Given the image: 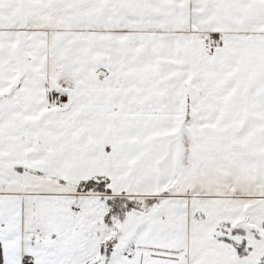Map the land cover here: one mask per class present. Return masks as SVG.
I'll use <instances>...</instances> for the list:
<instances>
[{
  "label": "crops",
  "instance_id": "0c3cea01",
  "mask_svg": "<svg viewBox=\"0 0 264 264\" xmlns=\"http://www.w3.org/2000/svg\"><path fill=\"white\" fill-rule=\"evenodd\" d=\"M93 196L141 203L126 264H264V0H0V264L101 259Z\"/></svg>",
  "mask_w": 264,
  "mask_h": 264
},
{
  "label": "rangeland",
  "instance_id": "374dc122",
  "mask_svg": "<svg viewBox=\"0 0 264 264\" xmlns=\"http://www.w3.org/2000/svg\"><path fill=\"white\" fill-rule=\"evenodd\" d=\"M209 37H211V34H209L208 36H205V37L204 36H201V35L198 36V34H197V36L195 35V46L193 47L194 51H196V52L197 51L202 52L201 54H203L205 57H206V55H209L210 52L212 51L213 47L215 46L214 45L212 47V45L207 44V40L209 39ZM255 38H256V36L253 35L252 36V39H255ZM196 52H195L194 58L196 57ZM65 92H66V94L68 96L67 90ZM65 106L66 105H64L63 107H65ZM46 183H47V186H46L47 188H45V190L53 189L52 187H56L53 190H57V187L58 186H53L52 183H48V182H46ZM8 189H10V188H8ZM15 190H17V188ZM35 199H37V198H34L33 199L34 202L37 204L38 202L35 201ZM50 199H53V198H50ZM83 199L84 200L85 199L89 200V203L86 202V204L88 206L90 204L91 205H95L94 206L95 208L93 207V214H92L93 219L102 220V218H104V219H107V217L110 218L108 216L109 206L105 203L106 198H103V197L101 198V197H97V196H93V197H89V198H85V197L77 198L76 199V203H75V201H72L73 204L72 203H69V206L67 208L68 212L71 213L70 207L72 205H74V204L77 205L78 207L81 206V203H82ZM33 200H32V197H27L26 198L25 204H26V207L27 208H28V205L33 202ZM90 201H91V203H90ZM129 201H132V200H129ZM136 202L137 203H136L135 208H138V207L140 208V206H137V205L138 204L141 205V203L138 202V201H136ZM214 203H217V202L212 201V200H207V201L204 202L206 212H207V210H209L211 212V213L208 212L206 214L208 216V219L207 220H209V217L212 218L211 221L212 220L218 221V220H221L222 218H226L225 216L222 215L223 214V210L216 211L217 209H211L212 207H216L217 206V204H214ZM212 204H214V205H212ZM86 209L88 211V208L87 207H86ZM28 214H29L30 217H33L34 212H32L31 209L30 210L28 209ZM126 214H129V215L126 217ZM126 214H125V216H124L123 219H120V221H124V222L118 221L117 220L118 219L117 217L110 218L111 220H117L116 222L117 223H120L122 225V227H119V228L114 227L112 230H110L112 232V235H113L114 239L108 240L109 246H110V251H108V252H109V255H111V260L112 259H115V262L114 263L118 262V264H126L127 263L126 259L123 258V256H122L123 255V252L126 250L127 244L126 243H123L121 241H117L115 239L116 238H120L122 236H125L126 233H128V232L132 233V231L136 227H138L141 224H144V219L143 218H142V221L138 220V217L139 216H137V214H139V213L136 210L134 212L132 211L131 213L129 211ZM212 214H216V215L221 216V217L219 219L216 216L213 218ZM36 223H38V222L36 221ZM131 224H133V228L131 227ZM123 225H125V226H123ZM223 225H227V224L226 223H223ZM126 226H129V227H126ZM139 231L141 232V230H139ZM45 241H48L47 238L41 239V240L40 239H37V238L34 239V244L35 245H34V248L32 249V251L34 249H36V247H37L38 244L44 245L45 244ZM51 246L52 245L47 246V248L54 249L53 246L52 247ZM57 246H59V245H57ZM47 248L45 250H47ZM57 253L60 254V251H58ZM104 255H106V254H104ZM32 256H34V255H32ZM46 262H47V260H44V261H42V264H46ZM35 263L38 264V260H36ZM72 263H73V261H72ZM101 263L107 264L108 261L106 262V260L103 259V261Z\"/></svg>",
  "mask_w": 264,
  "mask_h": 264
},
{
  "label": "trees",
  "instance_id": "16d2710c",
  "mask_svg": "<svg viewBox=\"0 0 264 264\" xmlns=\"http://www.w3.org/2000/svg\"><path fill=\"white\" fill-rule=\"evenodd\" d=\"M211 38L217 40L213 34H211ZM77 193L81 194H110L109 189L107 188V181L103 178H95V179H89L86 181H83L82 183H79L76 187ZM136 201H129L127 199L121 198V197H112V198H107L106 204L109 206V212L108 216L110 218L112 217H117L118 219H123L125 214L129 211H131L133 208L136 206ZM110 218L107 217V220L110 223ZM243 232L242 229H236V232ZM244 233V232H243ZM110 251V246L109 242H104L101 245V255L102 258L99 260H93L88 264H103L101 263L103 259L108 261ZM106 254V255H104ZM23 262L25 263H31V260L28 257H25ZM0 263H1V258H0Z\"/></svg>",
  "mask_w": 264,
  "mask_h": 264
},
{
  "label": "built area",
  "instance_id": "2783aa9c",
  "mask_svg": "<svg viewBox=\"0 0 264 264\" xmlns=\"http://www.w3.org/2000/svg\"><path fill=\"white\" fill-rule=\"evenodd\" d=\"M207 44L212 45V47L216 44V40L209 37V39L207 40ZM66 89L65 88H60L58 91H56V93L54 95H52L51 98V103L54 107L56 108H63L64 105H66V103L68 102V96L66 94ZM74 210L79 211L78 208H74ZM34 235H36L38 238L42 237V234L39 232H35ZM128 258H131L130 255H126ZM22 264H32V263H25L22 262Z\"/></svg>",
  "mask_w": 264,
  "mask_h": 264
}]
</instances>
